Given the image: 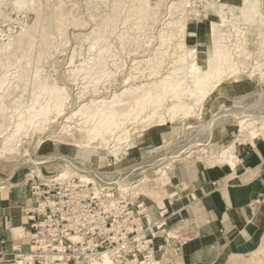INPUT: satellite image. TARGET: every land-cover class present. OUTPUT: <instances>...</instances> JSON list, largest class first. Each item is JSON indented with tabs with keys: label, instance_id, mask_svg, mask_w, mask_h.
<instances>
[{
	"label": "bare ground",
	"instance_id": "bare-ground-1",
	"mask_svg": "<svg viewBox=\"0 0 264 264\" xmlns=\"http://www.w3.org/2000/svg\"><path fill=\"white\" fill-rule=\"evenodd\" d=\"M5 1L0 0V14L2 12L1 6ZM108 1L87 0V5H91L88 9H98L102 4L107 7L110 3L107 4ZM110 1L112 3L109 6L113 7V14L124 12L127 0ZM128 2L129 10L128 8L125 9L124 16L120 19V24L123 23L125 26L131 19L130 17L136 16L135 19L138 22L135 21V23L137 22L138 25L136 24L137 27L135 25V29L137 31H143L144 29V32L150 31L147 34L143 33L144 39L146 36L147 39H143L141 42H138V38L135 36L136 47L134 46V49L128 52L133 61L132 66L130 68L127 67V70H129L128 74H126V70L124 71L125 63H118L116 55L110 56L113 57L111 58L114 64H112V67H116L114 71L112 70L113 68L110 70L107 67V63H105L103 53L106 52L108 56L109 47L104 46V41L107 38L101 23L104 22L105 25L110 21L101 19V22L95 24V19L98 20V17L96 18V14L93 12L90 15L88 14L89 19L86 21V19L83 20L74 15L72 11L73 7L56 6L57 9H60L59 27H62L63 33L68 26L65 23L66 20L70 21V25H73L71 28L77 30L88 29L91 26L89 23L93 22V20L95 21L94 24L96 26L86 36V40L91 39L90 45L87 47V53L91 54L96 49L99 51L97 57L100 59L96 62V58L94 57L92 58L93 64L86 62V66L82 68L75 67L76 69H71L73 81L76 82L77 89H79L78 106L81 105V107L78 109L77 107L75 109L71 108L74 104L73 98L67 102V99L70 98L67 88L59 86L55 80L49 79L48 76L47 78L44 77L42 67L36 66L35 73L32 76V78L35 77V93L32 91L34 94L29 99L32 103L26 104V109L21 108V110H18L20 109V104L23 103L18 104V99H15L14 103L16 104L15 106L13 105L15 114H13V111H9L10 106L8 108L7 105L9 101L6 100L11 95L9 93L10 87L1 91L5 79L3 77L5 76L0 78V137L3 138V144L0 146L1 159L6 156H15L17 144L21 143L26 137L27 130L30 127L33 132H41L42 130L44 132L47 127L44 126V123H54L63 119L65 123L62 128L63 135L57 141L85 151L86 155H82L84 159L89 158L93 161L94 158H97L99 164L111 162V159L109 157L106 158V155H102L103 153L99 150L107 151V155L110 154L111 158H118V161H125L129 159L130 151L128 149L123 150L122 148L129 146L128 143L133 140V135L136 132H141L154 126L167 125L168 120L175 121L178 117L185 119L190 127L193 124H199L207 114L206 103L208 100L222 93H231L232 89L239 87L241 85L240 79L242 74H246V81L251 80L259 84L264 81V0H128ZM198 2H205L203 5L205 15L210 17L208 32L210 54L209 59L206 60L210 64L206 63V67L203 64L204 61L199 58V48L195 46L190 47L186 41L189 24L196 25V20L199 19L202 12L198 9ZM8 3L13 4L17 9L31 6L36 11L35 22L21 30L15 46L11 42L0 45V51H8L10 49L12 51L11 54L13 55L14 53L16 60H18L22 56L20 57L17 52L23 49L26 50L28 47L30 48V45L34 42L35 36L33 30L35 26L38 27L40 11L36 5L37 0H12ZM102 15L104 16V14ZM118 18L116 16L114 21L117 20L118 22ZM229 23L233 25L234 34L228 29ZM242 24L247 26L243 27L246 30H243ZM159 26L161 27L158 28ZM155 29L157 30V35L152 32ZM216 32L219 33L218 40L222 45L213 46ZM126 35V31L123 28L118 37L123 42L127 38ZM250 35L259 40V52L255 56L247 47L250 43ZM64 41L67 42V40ZM70 61L73 64L74 57ZM1 66H4V64ZM27 76V72H17L14 78L26 81L28 80ZM51 78L53 77L51 76ZM189 78H195V81ZM210 79L212 80L207 84V81ZM15 84L13 85L18 86ZM24 84L26 86H24L23 92H25L28 85L27 81ZM76 84L74 85L75 87ZM207 85H209L208 88ZM16 88L18 89V87ZM19 88L21 90L22 87ZM121 88L123 90L118 92ZM19 94L18 96L21 97ZM111 94H113V98L106 100L105 97H110ZM14 97L15 95L13 99ZM88 97L93 98L83 104ZM98 98L100 99L97 100ZM51 100L52 105L49 104ZM130 101L133 103L128 107ZM190 101L191 103L197 102V106L189 104ZM52 107H54V111H51L53 115L49 117L48 113ZM196 107L198 108L197 110ZM200 109L201 113H199ZM142 114L144 116L139 118ZM231 115L236 118L233 123L236 124L237 122V126L241 128L242 133L239 135L240 138L228 141L227 145L220 151H207L205 147H201L210 141L209 136L205 134L208 138H200L188 148L177 149L168 153L162 158L164 161L159 164L163 165L165 162L172 160L169 165L175 162L180 163L187 158L190 159L194 152L203 151L204 155L202 157L196 156L194 160L196 165H233L234 161H236L237 150L235 149L243 144L241 142L243 139L241 138L248 136L252 139L264 135V103H261L260 107L253 108L249 105L247 108H244V111L232 112ZM226 117L228 118L229 116ZM13 118L14 121H12ZM128 123L134 124L133 128L129 129ZM208 134L211 137V132ZM123 144L124 146H122ZM161 148L163 147L161 146ZM24 151L27 153L22 156L28 157L32 161L31 153L27 149ZM189 151L192 152L188 154ZM214 155L217 156L214 157ZM75 159H78V157L75 156ZM33 163L36 164V169L32 170L33 173L41 174V176L52 178L56 181H62L78 174L92 177L98 188L100 187L104 192H112L114 188L121 193L127 190L138 189V192L132 191V193L147 196L146 192L148 194L161 195L166 191L163 184V176L155 177L156 171H152V167L149 168L150 166H147V168L143 167L140 173L135 172L136 175L135 173L129 175L134 174L135 176L133 177H128L127 174L130 171H127V167H121L117 171L120 173V179L115 180L114 185L106 186V184L103 185L98 180L96 181L90 172H84L78 166L67 162L60 163L56 172L48 171L49 173H44L40 169L37 160H33ZM195 164L192 163L189 167L197 168ZM162 168H165V166ZM167 168L169 167L167 166ZM164 173L166 174L168 171L165 170ZM150 177L155 178L150 179ZM31 180L30 176L27 177L25 184H30ZM152 180L153 183H150ZM162 185L164 187L163 191L161 189ZM7 187L8 185L5 183H0V190ZM128 192L131 191H127L125 194ZM147 198L152 197L147 196ZM156 199L158 202H164L159 196H156ZM23 230L24 227L22 225L16 226L13 228V234L17 236ZM169 233L171 234V231ZM95 264L116 263L107 254H104L100 261Z\"/></svg>",
	"mask_w": 264,
	"mask_h": 264
},
{
	"label": "rangeland",
	"instance_id": "rangeland-1",
	"mask_svg": "<svg viewBox=\"0 0 264 264\" xmlns=\"http://www.w3.org/2000/svg\"><path fill=\"white\" fill-rule=\"evenodd\" d=\"M11 1L12 0L10 1L6 0L1 6L2 12L0 14V45L11 42L15 46L21 30L25 28L26 26L32 25L36 20V11L32 9L31 6H27L26 8H23V9L22 8L17 9L14 7L13 4L8 3ZM108 3L109 5H111L112 2L109 0L107 4ZM128 4L129 2L127 0L126 5L124 6V12H125V9L129 7ZM204 4L205 2L204 3L198 2L197 4L198 9H200L202 12H201V15L199 16V19L196 20V25L193 26V24H189L188 33H187L188 36L186 38V41H187V44L190 45V47L195 46L199 48V52H200L199 58L202 59V61H204L203 64L205 66L206 63L210 64L209 61L206 62V60L209 59V54H210V48H209L210 46H209V41H208L209 40L208 32H209V26H210V23H209L210 17L205 15V8H203ZM36 5L38 6V9L40 11V20L38 23V27L35 26V29L33 30L35 37H34V42L30 45V48L28 47L26 48V50L25 49L19 50L17 54L20 57L22 56V58L18 60H16L14 53L13 55L11 54L12 51L10 49H8V51L7 50H2L3 52L0 51V56L1 57L3 56V58L0 57V64L1 65L4 64V66L0 65L1 67L0 68V75H1L0 78L5 76L3 77L5 79H4L3 88L1 91L10 87L9 93H11V95L6 100L9 101L7 105H8V108L10 106L9 111H13L12 112L13 114H15L14 112L15 109L13 108V105L15 106L16 104L14 103L15 99H18L19 101L18 104L23 103V104H20V109L18 110H21V108L26 109V104L32 103V101H29V99H31L32 95L35 93L34 91V88H35L34 84H36L34 80L35 77L32 78V76H33V73H35L36 66L42 67V72H44L42 74L44 77L47 78L48 76L49 79L55 80V82H57L59 86L67 88V92L70 94V98L67 99V102H69L71 98H73V101H74V104L71 107L72 109H75L76 107L78 109L81 107V105L78 106L79 105V100H78L79 99L78 97L79 89H77L78 86L76 82L73 81V78H72L73 74H71V69L75 67L82 68L86 66L85 64L86 62H88L89 64H93L94 61L92 58L94 57L96 58V62L100 59L97 57V54L99 53V51H97L96 49L91 54L87 53L88 52L87 47H89L88 45H90L91 39L86 40V36L88 33L91 32L92 28L96 26L95 24L97 22L98 23L101 22V19L110 21L109 23L105 25L103 22L101 23V25L104 28L103 30H105V35L107 38V40L104 41L105 42L104 46L109 47L108 48L109 57L107 56L106 52L103 53V56L105 59V63H107L108 65L107 67L110 70L113 68L112 69L113 71L116 69V67H112L114 64L111 58L113 57H110V56L116 55L118 63L120 64H123V62L125 63L124 71L126 70V74H128L129 70H127V67L130 68L133 64V61L131 60V56L130 54H128V52L129 50L134 49V46L136 47V43L134 40L135 36L138 38V42H141L145 37L143 33L147 34L148 32H150V31L144 32V29L143 31L142 30L137 31V29H135V25L138 22V20L135 19L136 16L130 17L131 19L125 26L123 23H121L122 24L121 25L120 19L124 16V12L123 13L116 12L115 14H113L112 12L113 7L109 5H107L106 7L105 5L102 4L100 8L98 9L94 8V10L93 8L88 9V7H90L91 5H87V0H39V1L37 0ZM57 5H62V6H66L69 8L73 7L72 11L74 15L83 20L86 19V21H88L89 15L91 14V12H93L94 14H96V18L98 17V20L95 19L96 22L93 20V22L89 23L91 24L90 27L88 24V27L90 29L88 28L85 30H77V29L71 28V26L73 25L72 24L70 25L69 24L70 21L66 20L65 23H67L68 26L64 34L62 31V27L61 28L59 27L60 9H57L56 7ZM81 7L83 10L80 9ZM104 10L107 12H105ZM82 11L83 13H81ZM101 13L104 14V16ZM99 16H100V19H99ZM116 16L119 17L118 18L119 23L117 22V20L114 21ZM135 21L137 22L135 23ZM241 26L243 28L246 25L242 24ZM121 27H122V30L124 28L127 34L126 35L127 38L123 42L118 37L119 33L122 31ZM160 27L161 26H159L158 28ZM228 29L232 32V34H234L233 25H231L230 23H229ZM243 30H246V29L243 28ZM140 31H141V34H140ZM156 31H157L156 29L153 30L152 31L153 34L157 35ZM218 34L219 33L216 32L214 35L213 46L222 45V43H220V41L218 40ZM249 38H250V43L248 44L247 47L251 50L252 53H254L253 54L254 56L258 55V52H259L258 41L259 40L258 39L256 40L253 35H250ZM145 39H147V36ZM64 40H67V42H65ZM73 57H74V63L71 64L70 60ZM5 61L7 62L5 63ZM29 63L30 65L28 66ZM69 65H73L74 67L69 66ZM17 72L18 73L27 72L28 80L26 79L25 80L27 81L28 85L26 87L25 92H23V90L25 89L24 86L26 85L24 84V82L26 81L24 80L20 81L21 80L20 78L18 79L14 78ZM30 72L32 73V75ZM51 76L53 78H51ZM69 78H72V79H69ZM245 78H246V74L244 73L241 75V79H240L241 85L239 87H236L235 89H232L231 93L229 92L222 93L221 95L214 96L213 98L208 100V102L206 103L207 114L201 121L203 125L201 123H199L201 125L197 123V124H193L190 127L187 121H185V119L178 117L177 119H175V121L168 120L167 125L157 126V127L149 126L150 128H148L147 130L136 132L133 135V140L128 143L129 146H125L124 148H122L123 150L128 149L130 151L129 152L130 155L128 156L129 159L125 161L124 160L118 161L119 160L118 158L116 157L111 158L110 154L107 155V151L99 150L103 153L102 155H106V158L109 157L111 159V162L109 163L105 162V163L99 164V162L97 161V158L96 159L94 158L93 161L90 160L89 158L84 159L82 155H86L85 151L79 150L75 146H70L63 142L57 141V140H60L59 137L63 135L62 128H63V125L65 124L63 122V119H60L59 121H56L54 123L53 122L44 123V126L45 127L47 126L44 132H42L43 130L41 132L40 131L33 132V130H31V127H30L27 130L28 135L26 134V137L22 140V142L18 143L17 147L15 146L17 148L15 151V156L14 157L6 156L2 159L0 158V183H5L6 185H12V186H9V188L11 189L12 188L18 189L21 187L27 188L29 195H30V187H31L32 181L34 180L33 174H36L32 172L33 169H36V166H35L36 164L33 163V160H37L38 166L44 173H49L48 171L56 172L58 169L57 167L59 166L60 163L67 162V163L76 165L78 166V168L82 169V171L84 172L87 171L93 174L94 179L99 180L101 184L103 185L106 184V186L114 185L115 180L120 179V176H119L120 173H118L117 171L121 167H127V171H130V173L127 174L128 177H133L136 175L135 172L140 173L143 167L147 168V166H150L149 168L152 167V171H156L155 177L163 176V184H164L166 191H164L161 195L148 194L146 192L147 196H150L152 198H147V196H144V195L142 196V198L145 201L146 205L150 207L151 218L152 220L154 219L153 222L157 220H166L167 224L165 228L167 229V231L169 232L171 231L170 236H172L173 238L176 237L174 241H177V242L179 241L178 246L181 248L183 243L188 239V236H187L188 233H187V228H186L187 224L183 221L182 213L180 212L182 209H184V207L180 205L178 206L177 204L178 201L182 199L183 195H181L179 191L180 190L179 185L178 183H176V180L174 179V172H175L174 170L176 169L175 168L176 166H179L181 167V169H184L186 165L188 166L192 163L195 164L194 160L196 159V156L202 157L204 153L203 151L197 152L198 154L194 152V154H192L190 159L187 158L180 163L175 162L174 163L175 165L170 164L171 166L169 165V163H171L173 160L170 162H165L163 165H160L159 163L164 161L162 158H164L168 153L172 151H176L177 149L188 148L196 140L200 138H208L209 136L210 141H208V144L201 146V147H205L207 151H220L227 145L228 141L232 139H237L240 133L242 132H241V128L237 126L238 123L237 122L236 124L233 123V121L236 120V118L232 117L233 116L231 115L232 112L236 113L238 111H244V108H247V106L249 105L251 108L260 107L261 103H264V81H262L259 84V83H255L254 81L253 83L251 80L246 81ZM189 79H191L192 81H195V78L194 79L189 78ZM211 80L212 79L208 80L207 84ZM13 84L18 85V86H14ZM75 84H76V87L74 86ZM225 85H226V82H225ZM208 86L209 85H207V88ZM16 87H18V89ZM19 87H22L21 90L23 94L21 93V90ZM192 87H193V82H192ZM121 90L123 89L121 88L120 90H118V92ZM32 91H34V93ZM18 94L21 97H19ZM14 95L15 97L13 99ZM92 98L93 97H88V99L85 100L83 104L89 102L90 99L92 100ZM112 98H113V94H111L110 97H105L106 100H111ZM99 99L100 98H98L97 100ZM49 102H50L49 104L52 105L51 103L52 100ZM131 103L133 102L130 101L128 103V107ZM196 103L197 102L191 103L190 101L189 104L197 106ZM53 108L54 107H52L50 112L48 113L49 117L53 115V112H51V111H54ZM197 109L198 108L196 107V110ZM199 113H201V109ZM142 116L144 115L142 114L139 118H141ZM226 116H229V117L227 118ZM12 121H14V118L12 119ZM133 125L134 124L128 123V128L129 129L133 128L132 127ZM209 131L211 132V137H210V134H208L210 133ZM205 134H207L208 136ZM262 137L263 136L251 139L250 137L245 136L244 138H241L243 139L241 140V142L243 143L242 145H240L241 149L251 146V144L253 143L252 140H255V139L257 140ZM2 140L3 138L0 137V146L3 144ZM122 146H124V144ZM161 146L163 148H161ZM240 146H238L235 149L237 150V152ZM26 149L31 153L32 155L31 157L33 158L32 161L28 157L22 156L23 154L27 153L24 151ZM191 152L192 151H189L188 154H190ZM75 156L78 157V159H75ZM216 156L217 155H214V157ZM163 166H165V168H162ZM167 166L169 168H167ZM197 166L199 165H196V167ZM201 166H205V165L201 164ZM165 170L168 171L170 176L168 175V173L166 174L164 173ZM132 173H135V175L133 174L129 176ZM29 176L32 178V180L30 184L27 185L25 184V182L27 180V177ZM155 177H150V179H153ZM150 183H153V180ZM98 184L100 183L98 182ZM162 187L163 185L161 186V189L163 191L164 187L163 188ZM127 191L138 192V189L127 190ZM127 191H124V193ZM156 196H159L160 198H162L164 202H158L156 199ZM156 204L159 206H157ZM175 206L177 208L178 207H181V208L174 209ZM162 208L167 209L164 216L161 215L160 213L162 211ZM152 210H154L157 213V218L153 217ZM18 221L21 222V224H23L24 230L23 232L18 233L17 237L22 236L23 238H25L27 235H29V226L27 224V219L22 214V209H19V220ZM262 250L263 249H261L260 251ZM250 258L251 259L244 260V262H246L245 264H264V252H260L256 255H252ZM225 264H241L240 258L231 256V258L227 260Z\"/></svg>",
	"mask_w": 264,
	"mask_h": 264
},
{
	"label": "built area",
	"instance_id": "built-area-1",
	"mask_svg": "<svg viewBox=\"0 0 264 264\" xmlns=\"http://www.w3.org/2000/svg\"><path fill=\"white\" fill-rule=\"evenodd\" d=\"M33 175V202L22 208L28 249L0 251V264H95L104 254L116 264H169L180 249L166 220L152 221L142 195L104 192L81 174L62 181Z\"/></svg>",
	"mask_w": 264,
	"mask_h": 264
},
{
	"label": "crops",
	"instance_id": "crops-1",
	"mask_svg": "<svg viewBox=\"0 0 264 264\" xmlns=\"http://www.w3.org/2000/svg\"><path fill=\"white\" fill-rule=\"evenodd\" d=\"M252 142L239 147L233 165L175 167L188 239L169 264H225L231 256L245 264L264 252V135ZM32 202L27 188L0 190V251L28 249V239L15 236L13 228L23 226L19 209ZM152 215L157 218L154 210Z\"/></svg>",
	"mask_w": 264,
	"mask_h": 264
}]
</instances>
